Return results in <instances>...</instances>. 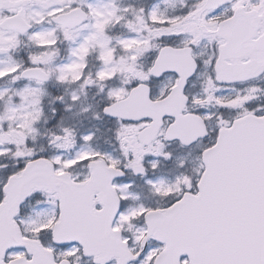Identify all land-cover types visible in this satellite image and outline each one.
Masks as SVG:
<instances>
[{
	"label": "snow or ice",
	"instance_id": "obj_1",
	"mask_svg": "<svg viewBox=\"0 0 264 264\" xmlns=\"http://www.w3.org/2000/svg\"><path fill=\"white\" fill-rule=\"evenodd\" d=\"M0 264H264V0H0Z\"/></svg>",
	"mask_w": 264,
	"mask_h": 264
}]
</instances>
